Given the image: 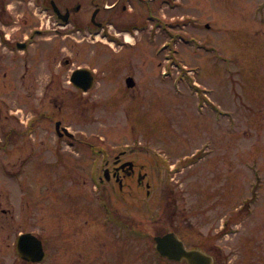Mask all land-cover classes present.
<instances>
[{
  "label": "rangeland",
  "instance_id": "374dc122",
  "mask_svg": "<svg viewBox=\"0 0 264 264\" xmlns=\"http://www.w3.org/2000/svg\"><path fill=\"white\" fill-rule=\"evenodd\" d=\"M189 3L188 26L177 29L188 42L164 48L151 26L135 31L131 46L114 38L103 45L98 41L107 39L99 38L93 52L79 54L68 39L58 61L49 56L48 79L80 66L102 69L90 96H78L64 83V100L62 92L55 97L61 115L55 116L106 157L127 144L137 147L135 161L144 164L150 194L131 181L132 189L123 192L114 182L95 187L87 182L83 156L67 160L50 175V184L55 179L58 185L48 199L32 193L39 199L33 205H63L48 223L26 226L49 236L41 264H181L156 254L153 238L169 231L189 248L212 249L215 264H264V0ZM128 76L136 80V92L128 90ZM132 95L137 98L125 97ZM74 151L64 145L61 152ZM83 152L89 154L84 145L75 154ZM6 244L0 240L1 252L12 250ZM4 255L0 264H25Z\"/></svg>",
  "mask_w": 264,
  "mask_h": 264
},
{
  "label": "flooded vegetation",
  "instance_id": "af4514ba",
  "mask_svg": "<svg viewBox=\"0 0 264 264\" xmlns=\"http://www.w3.org/2000/svg\"><path fill=\"white\" fill-rule=\"evenodd\" d=\"M189 2L190 0H0V240L7 243L8 250L12 249H3L0 257H7L4 254L8 253V257L18 258L17 240L26 233L38 235L48 255L51 247L49 236H40L26 226L48 223V219L54 216L53 211L63 206L50 205L48 201L45 205L33 204L45 197H42V193H46L45 198L48 199L49 189L58 185L55 179L50 184V175L61 172L67 160L74 163L78 160L77 157L83 156L79 161L83 165L86 162L87 182L95 187L97 182L103 188L104 184L114 182L113 186L117 185L119 192H123L130 184L128 181L136 182L138 188L148 185V182L145 183L148 175L143 172L144 164L135 161L140 154L137 147L127 146L128 149L121 150L118 154L107 157L103 155L98 167L95 144L77 137L76 133L74 137H70L65 129L72 131L63 126L62 121L55 116L56 113L61 115L57 112L59 99L55 97H59V92H62L64 100V83L68 82L76 95L90 96L97 88L102 69L91 65L75 69L92 71L93 74L87 76L92 78L89 82L86 73L75 77L79 87L91 86L86 91L72 82L75 70L68 76L51 75L50 79L46 78L45 66L49 56L58 61L65 49L61 43L68 39L79 54L81 51L90 52V49L93 52L100 37L112 36L113 27L122 33L133 35L139 30L140 22L143 24L142 29L148 23L156 26L163 36L162 43L175 44L177 29L180 25L187 28V18L191 12ZM133 25H136L134 30ZM89 61L95 59L89 58ZM110 62L109 65L112 64ZM60 63L71 65V60L62 59ZM108 77L110 76L107 75L105 80ZM130 77L125 78L126 86L128 90L136 92L138 88L135 83L132 88L128 87ZM125 97L137 98L136 95ZM92 106L94 108L95 105ZM91 110L92 108L89 113ZM50 134L55 137V145L51 148ZM64 145L76 151H81V146L84 145L89 154H75L76 151L73 152L74 156L64 154L61 152ZM6 187L7 190L4 189ZM129 188L132 189V185ZM33 190H37L39 199L36 202L32 196ZM44 203L42 200L39 204ZM67 212L70 216L75 215ZM64 237L65 235L62 239Z\"/></svg>",
  "mask_w": 264,
  "mask_h": 264
},
{
  "label": "water",
  "instance_id": "95a60500",
  "mask_svg": "<svg viewBox=\"0 0 264 264\" xmlns=\"http://www.w3.org/2000/svg\"><path fill=\"white\" fill-rule=\"evenodd\" d=\"M85 72V71H79ZM79 72H76L77 75ZM133 83L130 82L131 87ZM157 252L172 261L186 260L188 264H213L211 256L200 250H187L184 242L175 233L163 237H156ZM17 253L24 260L41 262L45 258L42 241L32 234H25L18 239Z\"/></svg>",
  "mask_w": 264,
  "mask_h": 264
}]
</instances>
